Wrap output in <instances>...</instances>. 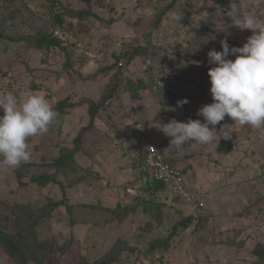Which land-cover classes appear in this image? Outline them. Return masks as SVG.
Masks as SVG:
<instances>
[{
  "label": "rangeland",
  "instance_id": "rangeland-1",
  "mask_svg": "<svg viewBox=\"0 0 264 264\" xmlns=\"http://www.w3.org/2000/svg\"><path fill=\"white\" fill-rule=\"evenodd\" d=\"M217 2L16 0L10 6V3L1 0L0 34L3 33V37H0V73L4 72V75L0 77V97L9 92L16 94L19 99L41 94L53 108L64 99L74 103L85 99L99 102L116 71L114 55L127 47L144 44L157 14L173 4L154 32L150 53L134 60L125 72L132 80L143 78L147 81L145 92L160 106L157 111L154 110V114L151 111L153 118L166 112L161 117L163 124L173 118L187 122L186 119H190L187 114H195L191 119L203 122V117L197 115L198 110L213 102L208 72L215 65L209 63L207 53L212 49L222 51L220 41L224 39H227L230 47H242L253 34L252 30L235 26L231 18L226 16L228 8L221 7ZM236 3L241 15L255 14L261 25H264V0H236ZM88 6H91L96 16L87 20L86 25L90 27L88 33H78L80 26L76 25L77 17L65 18L67 23L73 22L78 33L74 35L77 39L71 36L72 43L66 44L69 55L60 49L49 52L29 49L23 41L5 38H21L39 30L52 33L59 29L50 21L53 14L63 13L66 9L72 14L79 13ZM13 12H17L16 18H13ZM111 20L117 21L111 23ZM73 42L80 43L82 47L73 45ZM87 51L103 55L98 59H90L86 56ZM229 58L235 59L231 55ZM112 65V71L105 70L96 79L90 78L100 68L106 69ZM164 72H172L179 77L180 83L173 88L175 93L154 90L153 79ZM35 85L41 87L37 89ZM128 98L112 99L101 111L111 114L117 110L118 113L121 107L123 111ZM185 98L189 101L187 104L176 111L171 110L177 101ZM190 103L196 106V111ZM88 108V104L76 106L70 111V116L59 115L46 133L29 138L32 156L29 172L24 179L26 186H22L16 177L20 166L0 169L2 228L7 225L8 230H17L13 215L16 203L38 210L50 201L63 200L65 205L56 209L50 217L40 216L36 221L40 240L51 242L48 264H81L83 260L93 263L117 247L119 243L115 244L119 240L128 241L135 249L134 252H128L129 257L123 253L122 259L115 264H253L256 260L251 253L253 248L257 243L264 244V127L256 129L248 125L241 126L226 116L216 126L218 132L221 125L230 127L228 131L234 150L226 156L217 150L222 137L209 143L213 148L209 144L202 148V144L195 141L177 148L175 145L170 147L171 138L159 129L165 136L163 143L169 139L166 146L173 154L172 161L187 170L186 176L191 174L204 179L203 184L205 187L208 185L205 191L209 194V202L206 207L196 217L193 216L190 228L174 233V227L190 216L191 210L164 190H160L158 195L147 193L143 196V200L161 204V227L151 214L143 212L142 205H139L138 213L130 214L123 223L119 222L117 215L106 209L115 208L118 199L125 206L136 203L132 195L127 198L120 193L125 191L129 194L127 184L131 180L130 177L128 179V172L118 173L125 168L121 167L120 161L125 132L121 133L124 138L118 141L112 132L88 131L82 138L83 150L76 154L68 166L57 172L51 164L60 155L59 147L72 148L73 140L81 128L90 125ZM101 111L91 130L98 123L97 117ZM152 120L150 118L149 123ZM136 122L138 126L145 125L142 116ZM142 128H135L132 124L130 134L138 141L146 142V138L141 136L143 133H139ZM96 140L100 142L99 146ZM127 145L128 141L125 142V148ZM145 145L142 144V147ZM177 149H180L179 153L174 151ZM193 155L197 162H201L198 166L194 165L195 171L187 169L192 164L189 159ZM113 161L118 162L112 164ZM42 173L56 174L55 179L61 183L53 182L46 188L40 187L30 177ZM79 178L82 181L74 186L69 185L70 181ZM150 222L154 225L152 230L147 227ZM156 240H169V248L150 251V245ZM224 241L244 244L230 246ZM0 264H17L1 246Z\"/></svg>",
  "mask_w": 264,
  "mask_h": 264
},
{
  "label": "clouds",
  "instance_id": "clouds-1",
  "mask_svg": "<svg viewBox=\"0 0 264 264\" xmlns=\"http://www.w3.org/2000/svg\"><path fill=\"white\" fill-rule=\"evenodd\" d=\"M226 16L231 18L235 26L252 30L253 34L242 47H230L227 39H224L220 41L222 51L212 49L207 53L209 63L215 65L208 72L213 102L198 110L197 115L203 117V122L191 118L187 122H181L173 118L168 123L158 124V128L171 138L170 147L175 145L182 148L190 141L207 145L218 137L230 139V127L227 124L221 125L219 132L216 127L226 116L241 126L248 125L256 129L264 127V25H261L255 14L241 15L236 0H231ZM56 31L62 32L57 29L52 33L56 35ZM64 34L68 35L65 43L71 44L70 34ZM88 52L90 51L86 52V56ZM230 55L235 59H230ZM1 74L4 75V72ZM171 75L180 83L179 77L174 73ZM188 102L186 98L179 100L171 110L176 111ZM0 111L3 112L0 115V169L18 168L31 159L29 138L46 133L59 114L44 95L31 94L19 99L11 92L0 97ZM149 144L152 143H146L145 146ZM157 145L163 148L160 144ZM144 147L140 153L144 152ZM134 156L129 158L130 163L137 166L133 162ZM152 179L151 177V181ZM164 191L166 192V188ZM199 211H191L190 216L196 217Z\"/></svg>",
  "mask_w": 264,
  "mask_h": 264
},
{
  "label": "trees",
  "instance_id": "trees-1",
  "mask_svg": "<svg viewBox=\"0 0 264 264\" xmlns=\"http://www.w3.org/2000/svg\"><path fill=\"white\" fill-rule=\"evenodd\" d=\"M1 1V0H0ZM10 3L12 6L16 0H3ZM231 0H218V4L221 7L229 8ZM59 4V2H57ZM173 4L168 5V8L164 9L162 12L157 14L155 23L150 26L145 39L144 44L139 46L127 47L120 54L114 55L115 57V66L116 71L113 72L110 82L107 84V87L103 94L101 95L100 101L95 102L94 100L85 99L79 101L78 103L69 102L67 99L60 101L54 110L59 115H68L70 111H72L76 106H80L83 104H88V112L90 115V125L87 127L81 128L78 135L73 140V147H59L60 155L59 157L52 161L51 164L57 169V172L61 171L64 167L68 166V164L73 161L80 151L83 150L82 138L83 136L92 129L94 125V120L97 114L106 108V105L112 99H117L122 97L123 95H129L132 101H138L143 98V93L147 91V83L143 78H140L138 81L132 80L125 72L126 68L137 58L147 56L151 49L153 48V35L154 32L161 25V21L163 17L168 13V9L172 7ZM13 18H16L17 12L12 13ZM66 16L77 17L78 24L80 26L78 28V33H88L90 31V27L86 25L87 20L91 16H95L93 13L91 6H88L87 9L80 11L79 13L72 14L67 9L63 13L53 14L50 21L55 26V28H59L62 32L70 34V37L74 35H78L75 25L73 22L67 23L65 20ZM117 20H120L117 19ZM117 20H111V23L116 22ZM84 22V24H81ZM81 25L83 27H81ZM0 37H3V33L0 34ZM9 40H17L23 41L27 44L29 49H34L38 51H46L49 52L52 49H60L63 50L66 54L69 55V50L66 47V40H63L61 37L56 36L54 33H48L43 30H39L34 34H28L21 38H9ZM74 39H77L74 37ZM73 45H77V42H74ZM122 62L123 65L119 67V63ZM68 66V65H67ZM112 71L113 65L102 69L97 70L93 75L90 76L91 79H96L100 76L103 71ZM173 74L172 72H169ZM166 74V72H164ZM41 86L35 85L34 88L39 89ZM3 112L0 111V115ZM58 115V116H59ZM217 150L219 153L228 155L233 152L234 148L230 139H223L217 146ZM31 163H23L20 165V168L17 170V179L22 186H26L27 182L24 181L26 178V173L29 172ZM89 171V170H88ZM31 180L38 184L42 188L48 187L51 183H61L56 178V174H32ZM82 181V178H79L77 181H70L71 186L76 185L78 182ZM63 186V184H61ZM156 192L160 190H165V186L156 181L154 178L152 179V186H150ZM65 205L63 200L60 201H50L48 204L44 205L42 208L38 210H34L29 205H22L16 203L14 205L13 215L17 221V230L10 231L7 228H2L0 226V246L3 248L4 252L8 255L9 258L14 260L17 264H48L47 257L48 251L51 245L50 240L41 241L36 221L40 216L50 217L53 212L59 207ZM139 205L143 206V212L151 214L153 219L156 221L157 225L161 227L163 225V216L159 212V208L161 204L156 203L153 200H143L141 198L136 199V203L131 206H122L117 205L115 208H106L108 211H111L113 214L119 217V222L123 223L130 214L134 213L139 209ZM86 206V205H85ZM90 207H95L93 205H89ZM194 217L188 216L183 219L174 227V233H177L180 229L186 230L191 227L193 224ZM147 227L149 230L154 228L152 222H150ZM126 242V243H122ZM225 242V241H224ZM119 243V245H118ZM230 246L234 245H243L244 243H234V242H225ZM115 245L117 247L111 249L103 258L96 260L93 263L88 262L87 260H83L81 264H115L119 262L122 258L121 255L124 253L129 257L128 252H134V249L131 245H129L128 241L119 240ZM170 246L169 240H156L153 242L149 249L150 251L156 250L158 248L168 249ZM252 256L255 257V261L253 264H264V244L257 243L256 246L252 250ZM127 257V258H128Z\"/></svg>",
  "mask_w": 264,
  "mask_h": 264
},
{
  "label": "crops",
  "instance_id": "crops-1",
  "mask_svg": "<svg viewBox=\"0 0 264 264\" xmlns=\"http://www.w3.org/2000/svg\"><path fill=\"white\" fill-rule=\"evenodd\" d=\"M125 96H129V95H123L122 98H125ZM122 103H123V101H122ZM191 106L196 111V106L194 104H191ZM124 107H125V109L123 108L124 110L122 111V107H121V110L120 111L118 110V113H117V110H113L111 112V114H106L105 113L106 111H101V113L97 117L98 123H96L95 128H93V130H90L89 132L94 131V130H95V132L100 131L101 133L106 132V131L112 132V134H114L115 138H117L118 141L121 138H124L121 136L122 135L121 133L125 132V134H126L125 138L126 139H124V141H123L124 143L122 142L121 148H123V151H122L123 153H122V156L120 158V161H122L121 167H125V168L120 169V171L118 173H121L122 171L128 172V175H127L128 179L130 177L131 180L127 184L129 187V189H128L129 194H127L125 191L124 192L120 191L122 196H126L128 198L130 195H132V198H134V199H137V198L143 199V196H146L147 193H150L153 196L158 195L160 193V191H158V192H156L155 190H153L152 192L150 191V189H152L150 187V186H152L150 173L145 169H142L140 167H137V166L131 164L129 158L140 153V150L142 149V144H144V143L145 144L146 143L155 144L156 143V144H160L161 147H163L165 149L166 153L170 156V158L173 159V157H172L173 154L168 150L169 146H166V144L169 143V139L166 140L165 143H163L166 135L164 134L165 135L164 136L163 133L160 132L159 128H156V126L158 124H163L161 117H163L166 112L161 113L162 116H158L156 119L153 118V114L155 113V111L158 110V108L160 106H158L156 101L153 98L149 97V95L146 92L143 93V98L141 100L134 101V103H133V101H131L128 98V102L125 103ZM151 111L153 112V114L151 113ZM187 115H189V117L192 118L193 115H195V114H187ZM66 116L68 117L70 115L68 114ZM141 116H142V120L144 121L145 125L138 126V123L136 121ZM124 117H128V118L124 119ZM150 118L153 119L151 123H149ZM134 119H135V121L133 123ZM125 121H127V122L129 121L130 123L125 124L126 123ZM186 121H188V118L186 119ZM123 124L125 125L126 128H122V127H124ZM132 124L135 125V128L144 127V128H142V130L139 133H141V132L143 133L141 136L143 138H146V142L144 140L140 142L137 140V138H135L133 135L130 134L132 132L130 130ZM149 126H151L153 128H151ZM158 127H159V125H158ZM133 132H135V131H133ZM156 140H158V141H156ZM126 141H128V145L125 148V142ZM153 141H155V142H153ZM95 143H98L97 146H99V144H100V142L98 140H96ZM194 145L196 146L195 142H194ZM209 145L211 148H213L212 144H209ZM205 146L206 145H202V148H205ZM179 150L180 149H177L174 151L179 153ZM203 152H204V150H203ZM198 154L200 155V153H198ZM104 159L107 160L108 158L105 156ZM196 160L197 159H196L195 155H193V157L191 159H189V161L192 164L190 166H187L188 170H189V168H191L195 171L194 165L198 166L201 163L200 161L197 162ZM101 162H102V160H101ZM116 162H118V161H113L112 164H115ZM173 162L177 166H179V163H176L174 160H173ZM184 168H186V165H184ZM186 171L187 170H184L185 175H186ZM190 175L187 174V176H186V179H187L189 186L195 191L206 192L205 190L208 187V185L205 187V185L203 184L204 179H199L196 176H190ZM190 181L193 182V184ZM199 187H200V189H199ZM201 189H203V190H201ZM134 204H135V202L133 203V205ZM117 205L125 206L123 204V201L121 202L120 199L117 200L115 207H117ZM135 213H138V211L134 212V214ZM220 246H222V245H220ZM149 264H151V263H149Z\"/></svg>",
  "mask_w": 264,
  "mask_h": 264
},
{
  "label": "built area",
  "instance_id": "built-area-1",
  "mask_svg": "<svg viewBox=\"0 0 264 264\" xmlns=\"http://www.w3.org/2000/svg\"><path fill=\"white\" fill-rule=\"evenodd\" d=\"M135 3L139 0H134ZM144 1H158V0H144ZM56 35L60 36L63 40L68 39V35L60 31H56ZM81 47V44H79ZM103 54L88 52L87 56L91 59H98ZM123 65L119 63V67ZM3 75L0 73V77ZM11 76V74L9 75ZM178 83L175 76L166 73L154 80L153 88L157 92L165 90H173L174 86ZM133 162L141 168L147 170L151 177L156 181L162 183L166 192L173 198L182 202L185 206L191 209L192 212H197L205 208L209 202V195L194 191L188 184L186 175L183 169L170 159L164 148H160L157 144H149L144 147V152L134 156Z\"/></svg>",
  "mask_w": 264,
  "mask_h": 264
}]
</instances>
